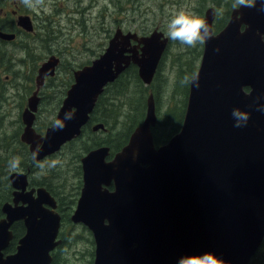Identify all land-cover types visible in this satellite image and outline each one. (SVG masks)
I'll use <instances>...</instances> for the list:
<instances>
[{
  "label": "water",
  "instance_id": "1",
  "mask_svg": "<svg viewBox=\"0 0 264 264\" xmlns=\"http://www.w3.org/2000/svg\"><path fill=\"white\" fill-rule=\"evenodd\" d=\"M261 2L256 0L255 8L239 7L215 33L214 9L204 11L213 35L202 45L194 73L200 86L189 83L179 129L162 145L153 144L156 114L148 92L142 121L110 160H104L107 146L80 158L82 186L69 220L90 232L91 264H178L181 257L204 253H213L222 264H247L257 250L264 238V112L257 111L264 108ZM15 21L32 31L27 15ZM240 23L245 24L242 31ZM13 38L14 33L0 30V39ZM167 42L157 29L137 35L115 28L98 56L72 71L55 120L69 111L74 118L65 121L63 130H54L52 123L38 135L31 127L36 91L44 76L53 75L59 59L52 55L41 62L35 90L21 113L20 140L32 158L35 154L39 160L77 136L105 85L130 64L149 85ZM234 108L250 114L246 126L234 127ZM10 179L18 181L14 174ZM111 180L113 189L108 190ZM36 193L26 208H3L7 220H0V264L50 263V250L59 243V216L43 210L47 195L40 188ZM20 217L25 233L15 251L3 255L11 236L7 227Z\"/></svg>",
  "mask_w": 264,
  "mask_h": 264
},
{
  "label": "rangeland",
  "instance_id": "2",
  "mask_svg": "<svg viewBox=\"0 0 264 264\" xmlns=\"http://www.w3.org/2000/svg\"><path fill=\"white\" fill-rule=\"evenodd\" d=\"M6 1L8 3L6 9L9 10L12 5L10 0ZM91 1L92 0H90L89 3H92ZM228 1L229 0H104L103 5L102 2L97 1L99 2L97 8L94 4L92 6L90 5L89 11L81 18L78 14L69 11L71 8H74V1L72 0H43V4L38 5L35 10L25 7L24 4L21 3V0H15V3L23 6L27 13L33 18L32 25L34 35H32L33 37H25V39L23 36H19L14 42L17 43L21 40V45H24L25 43H29L34 37L42 38L43 35L48 36V39H50L48 44L43 43L42 45L44 46L41 45L36 47V50L32 52V55L36 58H29V60L37 59V65H39L40 62L50 55L47 53L48 50L54 51V56H59L58 58L62 68H57L56 74L51 81L54 86L51 87L49 84V86L44 89V91L48 93L59 94L66 88L65 84H61V80L66 79L65 76L67 75L66 72L68 69H73L75 66L85 63L87 60H91L95 57L94 55L101 50V46H99L98 43L102 44L104 38H107V35H110L116 27L120 28L121 31L134 32L137 35L148 34L152 29L156 28L166 36L167 24L173 12L183 10L186 13L195 14L202 18L203 11L209 6H212L214 11H222L221 15H215L212 24L213 27L215 23H220L228 7ZM81 3L84 4V2ZM100 9L101 13H104L103 17H101ZM40 14L42 17L39 16ZM35 15H37V21L34 18ZM7 16L9 15H5V17ZM39 18L41 19L39 20ZM43 20H46V24L42 22ZM78 21L81 22V25H77ZM101 28H104V30H101ZM15 43L4 44L6 51L10 55L9 61L11 64L7 69L8 71H5V68L0 69V131H4L7 135L13 132L10 140H14L16 137L17 126L15 120L17 119L18 109L16 107L17 99L9 98L6 100L8 94L11 91H16V89H11L5 80L13 82L15 87L17 83H19L17 88L22 98H25L29 94L27 91L33 88V79L26 83V76L25 79L22 77L23 71L24 75H28L32 68H28L27 60H25V64H22L20 59L23 58V51L18 50ZM47 46L48 50H45ZM201 47L198 44L196 47H188L180 44L178 41L168 39L158 63L157 75L149 86L151 90L156 91L154 100L158 129L165 123L166 129L167 127L170 128L169 131L167 129L170 133L174 130V127H176L177 120L182 117L181 110L184 99L183 80L193 66L194 70L197 67L198 60L193 61V58L197 51H201ZM2 63V67H4L5 61L3 60ZM34 74L35 69L32 75L34 76ZM190 75L188 76L190 77ZM6 77H9V79H6ZM124 80L123 90L130 92L135 89L131 78L125 77ZM143 86L145 85L143 84ZM29 87L30 89H27ZM147 92L148 90L143 94L145 95L143 98L144 106L148 94ZM126 94L127 93H125V96ZM133 97L139 99L140 95L133 94ZM108 98L112 100L113 104L109 102ZM124 98L125 97L121 98L120 92L116 90L108 95V97L106 96V104L103 105L105 109L102 118L103 122L107 125L109 120L111 121V119L114 118L116 130L119 129L120 123H126L128 120L131 121L133 119L132 108L134 99H131L127 105H123L120 103V100ZM105 115L107 117H105ZM40 116L42 123H50L54 116L51 104L48 105V110L42 111ZM96 123L101 124L102 122ZM110 127L111 125L109 128ZM99 135L100 133L98 131L93 133L92 137H97ZM6 140H9L7 136L4 141ZM76 182L77 174L73 171L72 167L71 170L68 168L66 172L65 189L71 188V185H75ZM71 212L72 209L69 215ZM64 224H66V222H64ZM80 226V224L67 226V233L74 234L81 231V236L76 238L77 241L73 246H67L65 257L68 262L66 264H89L88 261L90 257L87 251L93 249V244L91 246L86 239L91 238V235ZM259 252L261 253L254 257L255 259L252 260L251 264H264V245Z\"/></svg>",
  "mask_w": 264,
  "mask_h": 264
},
{
  "label": "flooded vegetation",
  "instance_id": "3",
  "mask_svg": "<svg viewBox=\"0 0 264 264\" xmlns=\"http://www.w3.org/2000/svg\"><path fill=\"white\" fill-rule=\"evenodd\" d=\"M72 1H74L73 2L74 3V8H71L69 11L71 13L78 14L81 18L89 11V6L90 5L92 6L94 4V5H96V8H97L99 2H102V5H103V2H104V0H92L91 1L92 3H89L90 0H72ZM97 1H99V2H97ZM127 1H129V0H127ZM134 1H139V0H134ZM10 2H11L12 6H11V8L9 10H7L6 9V6L8 5L7 1L6 0H0V21L2 19H4V20H2V22H3L2 24H9L12 27L11 31H8V30L7 31L2 30V31L14 33V38L12 40L5 41V40L0 39V42H4L5 44L6 43H15L14 40H16L17 37L19 38V36H23V38H24L25 37L24 33L30 34L31 36L33 35V25H32V31L31 32H27V31L23 30L22 28H20L16 24V21H15L16 17L18 15H27L29 17L30 21H31V24H33V22H32L33 18L27 13V11L23 8V6H21L19 4H16L15 0H10ZM81 2H84V4H82ZM233 3H234V0H229L228 1V4H227L228 7H227L225 13L223 14V17L221 18V21H222L221 25L216 30L214 29V25L212 27V31L214 33L219 31L220 29H222L226 25V23L229 21V19L231 17V14H233L237 9H239V7L238 8H234L233 7ZM209 7L213 8L212 6H209ZM207 8L208 7H206L205 10ZM204 11H203L202 18L204 16ZM7 14L9 16L5 17V15H7ZM100 14H101V17H103L104 13H101V9H100ZM39 16L42 17L41 14ZM236 16H238L237 13H236ZM34 18L36 19L37 15H35ZM214 18H215V14H214ZM214 18H213V21H214ZM40 19L41 18H39V20ZM36 21H37V19H36ZM213 21H212V24H213ZM42 22L44 24H46V20H43ZM58 24H59V22H58ZM78 24L81 25V22L78 21L77 25ZM39 25H40V23H39ZM116 28H118V27H116ZM244 28H245V24L244 23H240L238 25V30L242 31ZM154 29H156V28H154ZM101 30H104V28H101ZM122 32H126V31H122ZM111 34L108 35L107 38L105 37L106 39L104 38V41H103L102 44L98 43V45L101 46V51L106 46V43H107L106 40H108L110 38ZM144 35H146V34H144ZM262 37H264V35H262ZM105 41H106V43H105ZM21 43H22L21 40H19V42L15 43L16 44V48L18 50L21 49L20 48L21 47ZM53 53H54V51L50 52L49 56H52ZM98 54L95 57H97ZM49 56H47V57H49ZM55 57L58 58L59 56L56 55ZM95 57H93V58H95ZM199 59H200V56H199ZM199 59H198V63H199ZM90 61H89V63H90ZM89 63H81V64L75 66V68L70 69V71H67L68 73L66 72V74H67L65 76L66 79L65 80H61L62 81L61 83L65 84V85H67V83H68V86L64 89V91L62 93H59V94L58 93H48V92L44 91V89L47 88L46 87L47 84H50L51 87L54 86V84L51 82V79L55 76L57 68H62V66H60V62L58 61V63L54 67V73H53L52 76H44V78L42 80V84L39 85V87H38V89L36 91V97H37L38 100H37V104H36V110L33 112L34 117H33L32 125H31L33 131L36 134L43 135L45 129L48 126H50L53 123V121L55 120L56 113H57V111H58V109H59V107H60V105L62 103L63 98L65 97V91L69 87V85L71 84V82L73 80L72 71L74 69H77V68H79V67H81L83 65L89 64ZM22 64H23V62H22ZM9 66H10V64H6L5 63L3 68L8 69ZM38 66L39 65H37L35 67V74H36V69H37ZM196 68H195V70L193 71L192 74L195 73ZM6 71H8V70H6ZM69 72L71 73V76L69 75ZM35 74H34V76H35ZM192 74L190 75V77L192 76ZM23 75H24V71H23ZM23 75H22V77H24ZM34 76L33 75L31 76V79H33V88L31 90L27 91L29 94L25 98L20 97V95L18 93L17 86L19 85V83H17V85L15 87L13 82L5 80L7 82V85L11 89H13V90L16 89V91H14V92L11 91L8 94V97H6V100L9 99V98L10 99H17L16 107L18 109V114H17V119L15 120V124L17 126V132H16V135H15V136H17L16 148H15V150L14 149H11L9 151L6 150L8 152V155L0 157V220H4V219L7 220V214L3 210V208H14V207H24V208H26L27 203H28L27 201L28 200H33L34 198L37 197V193H36L37 189H39V188L42 189L45 192V194L47 195V197H46L47 199H46V202H42L41 203V207L43 208V210H45L47 212L51 210L53 213H57L58 216H59L58 232H57V235L55 237V240H59V243L52 250H50V256H51V261H52V256H53L54 250L57 248V246L59 244L62 243V231H66V230L68 231V228H67L68 225L64 224L65 216L62 214V212H68L71 209L73 210V208L75 206L76 199H77V197L79 195V192H80V188L82 186L80 158L83 155H85L88 151L93 149V148H96V147H99V146H107V145H97V146L93 145V146L89 147L87 149V151L83 152L79 156L78 162H77V166H76L77 172H79L78 173L79 176L77 177V182H76L75 185H71V188L65 189L66 172H67L68 168H69V170H71L70 157H71V153H72V148L75 146L76 143H78L80 137L83 134H88V133H92L93 134L95 132H98V131H101V130L104 129V127L100 128V129H96V130L93 129V127L95 125L100 124V123L94 122L96 120H94V118L92 117L94 111L98 114V111L95 110V106L97 104H99V99L98 98H99V95L101 94L100 93L97 96V98H96V100L94 102L93 108L88 113V116H87V119H86L85 123L80 127L79 134L77 136H75L74 138H72L70 140H67L64 143H62L55 152H53L51 154H48V155H45L43 158L38 160V161L42 162L45 165H47L50 161H53V160H59L61 163L58 164L54 168L45 167V169L43 171H41L40 168L36 167L35 162H34L32 156H31V154H30V152L28 150V145L25 142L20 140V134L22 133L23 126H24L23 123H22V119H21V113L25 109V107L27 106V98L35 90ZM22 77H21V79H22ZM7 78L9 79V77H6V79ZM152 79H153V77H152ZM64 81H66V82H64ZM188 85H189V83H187V89H186L185 96H187ZM29 89H30V87H29ZM153 100H154V98H153ZM185 101H186V98H185ZM49 104H51V107L53 108V111H54L53 119L50 121L49 124L42 123L40 114H42L43 110L44 111L48 110V105ZM154 106H155V114H156L155 101H154ZM97 107H98V110H99V106H97ZM184 107H185V102H184V106H183V113H184ZM183 113H182V116H183ZM143 116H144V114H143ZM181 120H182V117L177 122V125L175 127L176 130L171 131L168 136L162 137L163 140L161 142L160 141L155 142L154 141V138H155L154 132L159 133V130L156 129V127H155L157 125V116H156L155 125L153 127H151V134H152V140H153L154 146L157 147L159 145H162L170 136H172L175 132H177L178 129H179V126L181 124ZM141 121H142V119L140 120V122ZM140 122L138 124H140ZM1 138H2V134H1V131H0V140H1ZM83 138H86V137L83 136ZM7 141H10V140H6V142L4 141L0 145H7L8 144ZM13 142H14V140L10 141V144H13ZM123 145H121L117 149H111V150H110L109 146H107L109 148L108 149V154L105 156L104 160L105 161L110 160L111 157L113 156V154L116 151H118ZM5 147H7V146H5ZM12 157H20L21 158L20 159L19 168L17 170H15V171H11L9 169V161H10V159ZM12 174L17 176V180H18L17 182L18 183L17 182H16V184L12 183V181L10 179V176ZM105 187L108 190H112L113 189L112 180ZM74 189L77 190V195L75 197V200L72 203L68 204L69 207L64 206V208L62 210H59L58 204H66V203L71 201ZM68 219H69V216H68ZM70 224L74 225L71 222H70ZM80 227H84V226L81 225ZM7 228L10 231L11 236H10L6 246L2 249V254L3 255L12 254L15 251V246L17 244V241L19 240V238H21L24 235L25 230H26L24 218L20 217V218L11 220ZM67 231H66L65 234H67ZM51 261H50V263H51Z\"/></svg>",
  "mask_w": 264,
  "mask_h": 264
},
{
  "label": "trees",
  "instance_id": "4",
  "mask_svg": "<svg viewBox=\"0 0 264 264\" xmlns=\"http://www.w3.org/2000/svg\"><path fill=\"white\" fill-rule=\"evenodd\" d=\"M2 23L3 22L0 21V30L11 31L12 27L9 24H2ZM218 23L214 24L215 30L218 29V27L221 25L222 21H220L219 24ZM24 36L25 37H31V35L27 34V33H24ZM25 37H24V39H25ZM107 37H108V35H107ZM47 39H48L47 35H43L42 38L34 37V38H32V40L29 43H25L24 45H21L20 48H22V49H19L20 51L21 50L23 51V58L20 59L21 62H23L25 64V60H27L28 68L29 67L32 68V70L29 71L28 75H23L24 79L26 76V83L28 81L32 80L31 76H32V73H33L35 67L37 66V61H38L37 59H33L30 61L29 58H36L32 55V52H34V50H36V47L41 46L43 43L48 44L50 39H48V40ZM4 44H5L4 42H0V69L3 68L2 67L3 60L5 61L6 64H11L9 61L10 55L6 51ZM198 45H200V47H201V44H198ZM42 46H44V45H42ZM45 50H48V46H47V49H45ZM50 52H52V51H50V50L47 51V53H50ZM200 53H201V51H197L195 53V57L193 58V61L198 60ZM97 54H95L94 56H96ZM89 61L90 60H87L85 63H89ZM158 67H159V64L157 65V68H156V71L154 73V76H153L151 83L147 86H143V84L140 82L139 78L137 77L136 67L134 65L130 64L122 73H120L118 75V77L113 82L107 84L103 88V91L101 92V94L99 95V98H98L99 104H97L95 106V110L98 111V114L94 111L92 117L94 118V120H96L94 122H102L101 124L103 125L104 129L99 131L100 135L97 137H92L93 136L92 133L83 134L80 137L78 143H76L75 146L72 148V153H71V157H70V165H72L71 167H72L73 171L77 174V177L79 176V174H78L79 172H77V169H76L78 158L83 152L87 151V149L89 147H91L93 145L94 146L107 145V146H109V148L111 150V149H117L118 147H120L121 145L126 143L128 135L130 134L132 129L140 122V120L143 117V111L145 110L144 101H143V98L145 95H143V94L146 92V90H148V92L152 93L153 98L156 97V91L151 90L149 86L152 84L154 78L157 75ZM68 71H70V69ZM193 71H194V66L192 67V69L190 70V72L186 76L192 74ZM69 75L71 76L70 72H69ZM125 77L131 78V80L135 86V89H133L130 92L122 89V87L124 86V82H125L124 78ZM52 79H51V81H52ZM48 86H49V84L46 85V87H48ZM65 86L67 87L68 83ZM183 87H184V99H183L181 114L183 113V106H184V102H185V97H186L185 94H186V89H187V83H184V80H183ZM27 89H29V88H27ZM116 90L120 92L121 98L125 97L124 99L120 100V103H122L123 105H127L131 99H134V105L132 108L133 119L131 121L128 120V122H126V123H120L118 130L115 129V119L114 118H112L111 121L109 120L107 125L103 122V119H102L104 116V111H105L103 105L106 104V102H105L106 96L108 97V95L112 94ZM125 93H127L126 96H125ZM133 94L140 95L139 99H136V97H133ZM108 99H109V102L111 104H113L112 100L110 98H108ZM97 106H99V110H98ZM105 117H107V116L105 115ZM177 122H178V120H177ZM110 125H111V127L109 128ZM0 126H1V120H0ZM155 127H156V129H158L157 128L158 125H156ZM167 129H168V131L170 130L169 127H167ZM167 129L165 127V123L162 124L158 129L159 133L154 132V134H155L154 141L155 142H158V141L161 142L163 140L162 137L168 136L169 132L167 131ZM174 130H176L175 127H174ZM1 134H2V138L0 140V144H2L4 142V139L6 136L10 140L12 138L13 132L7 135L4 131H1ZM83 136L86 138H83ZM10 141H13V140H10ZM10 141H7V143H8L7 145H0V157L8 155V152L6 150H8V151L11 149L15 150L17 136L15 137L13 144H10ZM5 146H7V147H5ZM76 195H77V190L74 189L71 201L66 203V204H58L59 210H62L64 208V206L69 207L68 204L72 203L75 200ZM69 212H70V210L68 212H62V214L65 216L64 222H66L67 225L74 226V225L70 224V221L68 219ZM81 228L83 230H86L84 227H81ZM66 231H62V243L59 244L57 246V248L54 250L53 256H52V261L50 264H66L68 262L67 258L65 257L67 246H69V247L73 246L77 241L76 238H79L81 236V231L74 233V234H72V233L65 234ZM88 234H90V233L88 232ZM86 240L92 246L93 243H92L91 238L86 239ZM263 245H264V238L261 241L257 250L252 255V257L250 258V260L247 264H251L252 260L255 259L254 257L261 253L259 251L262 249ZM87 253H88V256L90 257V260L88 261V263L91 264L92 257H93V249L88 250Z\"/></svg>",
  "mask_w": 264,
  "mask_h": 264
},
{
  "label": "clouds",
  "instance_id": "5",
  "mask_svg": "<svg viewBox=\"0 0 264 264\" xmlns=\"http://www.w3.org/2000/svg\"><path fill=\"white\" fill-rule=\"evenodd\" d=\"M21 3L25 7L35 10L38 5L43 4V0H21ZM234 8L248 7L255 8L256 0H234ZM260 12H264V0L258 9ZM215 15H221L222 11L216 10ZM168 39L172 41H178L182 45L188 47H196L197 44H205L209 39L212 38L213 33L211 32L208 23L205 19L196 16L195 14L186 13L183 10L175 11L172 13L171 19L167 24V32L165 33ZM264 40V37H261ZM219 51V49H216ZM195 82V86L199 88V76L194 74L193 76H185L184 83ZM257 111L264 112V108L257 107ZM232 117L235 120L234 127L246 126L250 114L248 112L241 111L238 108L232 110ZM74 113L69 111L64 114L63 119H56L53 121L54 130H63L65 128V121L72 120ZM20 157H12L9 161V169L15 171L19 168ZM36 167L40 168L41 171L47 168H54L61 162L59 160L50 161L47 165L36 160L35 154L33 156ZM178 264H222V262L213 253H204L201 256L193 257H181Z\"/></svg>",
  "mask_w": 264,
  "mask_h": 264
}]
</instances>
